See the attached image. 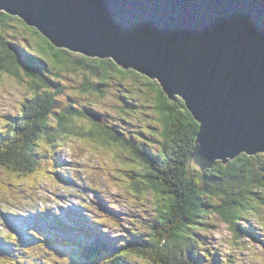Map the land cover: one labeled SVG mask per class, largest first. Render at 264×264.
I'll return each instance as SVG.
<instances>
[{
    "label": "trees",
    "instance_id": "trees-1",
    "mask_svg": "<svg viewBox=\"0 0 264 264\" xmlns=\"http://www.w3.org/2000/svg\"><path fill=\"white\" fill-rule=\"evenodd\" d=\"M9 26L11 30H21L16 33L26 46L20 45L12 34L9 37L16 42L11 44L18 48L21 58L29 65L24 71L32 79L34 88L36 84L38 87L55 85L58 92L62 91L60 81L50 79L46 74L79 69V75L84 74V77L80 76L81 80L84 78L82 83L80 80L81 93L102 101L109 94L105 88L111 79H130L133 84L128 89L127 103L132 105L133 97H141L144 105L149 102L160 132L158 139L151 140L153 144L138 145L131 136L126 137L117 129L87 118L85 109L88 108L83 111L70 105L55 112V93L48 91L49 88L46 93L37 92L45 96L36 94L38 98L28 103L31 105L21 112L18 120L12 123V130L4 135L0 142V166L15 176L30 172L28 168L34 160L39 164L36 146L53 145L72 136L85 137L99 146H120L131 160H139L141 165V168L122 170L129 178L130 190L140 197L151 198L155 211L147 236L144 233L137 235L140 242L127 245L128 252L139 255L149 264H220L218 255L212 256L209 249L202 247L192 230H206L208 217L217 214L227 224L234 241L241 239L236 220L245 210L253 208L251 199L264 205V153H242L226 164L218 161L211 169L202 171L191 158L199 124L180 98L170 100L155 80L134 70H124L111 59L87 58L55 48L36 29L26 26L18 17L0 11V30ZM0 36V50L6 53L5 59H11L7 62L0 59V67L5 65L0 72L18 77L21 65L18 56ZM40 71L44 75H40ZM121 112H124L123 108ZM78 117L86 118L89 125H77ZM237 241L234 244L239 245ZM77 247L81 257L92 263L88 259L91 247L83 242ZM201 249L206 251L205 254L201 255ZM96 261L111 264L102 257Z\"/></svg>",
    "mask_w": 264,
    "mask_h": 264
},
{
    "label": "water",
    "instance_id": "water-1",
    "mask_svg": "<svg viewBox=\"0 0 264 264\" xmlns=\"http://www.w3.org/2000/svg\"><path fill=\"white\" fill-rule=\"evenodd\" d=\"M0 11L180 98L202 171L264 153V0H0Z\"/></svg>",
    "mask_w": 264,
    "mask_h": 264
},
{
    "label": "rangeland",
    "instance_id": "rangeland-1",
    "mask_svg": "<svg viewBox=\"0 0 264 264\" xmlns=\"http://www.w3.org/2000/svg\"><path fill=\"white\" fill-rule=\"evenodd\" d=\"M17 31L21 30H11L9 26L7 29L0 30V35L5 40L11 41L9 35L12 34L18 39L17 42L20 45L26 46L24 41L19 40L21 37L17 35ZM5 56L0 59L5 62L11 61V59H5ZM26 66V63L22 62L18 68L19 79L7 73L0 74V117L5 114L19 116V111L21 116V112L31 105L28 103L36 92L32 88L34 87L32 79L25 74ZM76 71L62 70L55 74H46L50 79H56L63 85L62 91L58 92L55 85L50 86L48 90L55 93V112H60L70 105L83 111L88 108L102 115L101 119L96 117L97 122L117 129L126 137L131 136L138 145L147 147L153 144L152 139H158L160 127L155 120L150 103L147 102V105H144L141 97H133L134 102L130 99V102L134 103L132 105L127 103L126 96H130L128 89L133 84L132 80L111 79L105 88L109 94L105 100L101 101L96 96L81 93L80 88L84 78L81 80L82 75H79V69ZM44 93L39 96H45L42 95ZM22 100H29V102L23 101L21 108ZM121 108L124 112H121ZM89 123L90 121L86 118L78 117L77 125H89ZM40 145L41 147H36L40 153L39 160L46 162L51 157L50 147L52 146L46 143ZM55 149V154L60 157L63 167L55 171L49 169L46 175L57 172L64 183L53 175L49 182L42 173L22 179L0 168V260L5 262L14 260L15 252L22 253V259L26 254L25 247L12 245V240L6 235L7 232L15 231L23 236L24 229L7 227L4 217L11 220L14 218L23 220L31 214L36 215L39 211L48 215L58 213L61 216L74 213L85 214L95 222V227L104 237L119 244L131 237V231H147L148 229L149 222L155 214L152 200L149 197L140 198L133 193L128 188V177L121 171L123 168H141L139 160L137 162L131 160L130 155L122 147L112 144L102 147L79 136H72ZM218 161L221 163L220 160ZM262 195L264 196V192ZM244 217L246 219L240 221V225L254 229L255 240L243 237L237 241L239 245L234 244L236 241L227 224L217 214L208 217L209 226L206 230L193 228L192 231L199 238L202 247L208 248L212 255L220 256L222 259L220 264H264V205L258 207L257 212L248 211ZM46 219L44 216H38L36 222H47ZM9 223L13 222L9 221ZM67 237L77 239L70 234H67ZM26 251L30 257H36L31 264H38L37 257L40 256L43 260L47 259L50 264H53V261L69 264V259L79 262L81 258L80 249L77 247L62 249L40 243L36 247H27ZM201 252L203 255L206 251L202 249ZM0 264L4 263L0 262Z\"/></svg>",
    "mask_w": 264,
    "mask_h": 264
}]
</instances>
